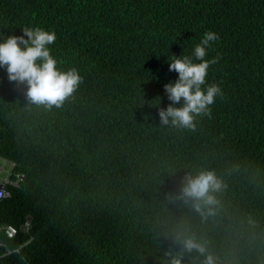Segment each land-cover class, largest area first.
Returning <instances> with one entry per match:
<instances>
[{
    "label": "trees",
    "instance_id": "16d2710c",
    "mask_svg": "<svg viewBox=\"0 0 264 264\" xmlns=\"http://www.w3.org/2000/svg\"><path fill=\"white\" fill-rule=\"evenodd\" d=\"M27 26L55 31L57 66L82 82L49 107L0 68V158L24 175L0 200V264H170L185 236L216 264H264V0H0V33ZM209 30L224 95L194 127L162 124L168 57ZM200 171L224 185L206 218L180 198Z\"/></svg>",
    "mask_w": 264,
    "mask_h": 264
},
{
    "label": "clouds",
    "instance_id": "9594fccd",
    "mask_svg": "<svg viewBox=\"0 0 264 264\" xmlns=\"http://www.w3.org/2000/svg\"><path fill=\"white\" fill-rule=\"evenodd\" d=\"M22 31L21 36L0 33V68H6L10 81L27 86L26 96L31 101L59 107L80 85L82 76L76 67L65 71L57 66L58 60L50 47L57 39L55 31L40 26H27ZM219 39L218 33L206 31L190 54L168 57L169 70L177 72L178 78L164 86L171 103L166 110L159 111L162 124L194 127V119L211 114L216 98L223 97L220 83L207 82L210 67L220 57H206ZM182 183L180 198L204 218L215 214L220 203L216 194L224 187L215 172L188 174ZM178 242L182 250L174 255L168 253L172 257L170 264H182L184 253L193 251L204 257L203 264H216L204 239L185 236Z\"/></svg>",
    "mask_w": 264,
    "mask_h": 264
},
{
    "label": "built area",
    "instance_id": "2783aa9c",
    "mask_svg": "<svg viewBox=\"0 0 264 264\" xmlns=\"http://www.w3.org/2000/svg\"><path fill=\"white\" fill-rule=\"evenodd\" d=\"M6 166L8 168H6ZM14 163L8 162L5 159L0 158V200H3L9 196V192L7 190V185L11 184L15 187L19 186V183L24 179L23 174H18L16 176L15 181H10V177L12 174V169L14 168ZM5 173L6 177H2L1 174ZM30 223V217L28 216L25 220V222L20 226L19 229L13 227V226H6L4 227L5 235L8 238H12L14 235L17 234V231H24L26 232L29 228Z\"/></svg>",
    "mask_w": 264,
    "mask_h": 264
},
{
    "label": "rangeland",
    "instance_id": "374dc122",
    "mask_svg": "<svg viewBox=\"0 0 264 264\" xmlns=\"http://www.w3.org/2000/svg\"><path fill=\"white\" fill-rule=\"evenodd\" d=\"M6 168H8V167L6 166ZM1 176H2V177H6V174H5V173H3V174H1Z\"/></svg>",
    "mask_w": 264,
    "mask_h": 264
}]
</instances>
